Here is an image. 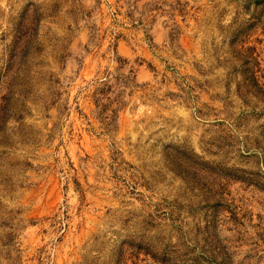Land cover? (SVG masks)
Returning a JSON list of instances; mask_svg holds the SVG:
<instances>
[{
  "label": "rangeland",
  "instance_id": "374dc122",
  "mask_svg": "<svg viewBox=\"0 0 264 264\" xmlns=\"http://www.w3.org/2000/svg\"><path fill=\"white\" fill-rule=\"evenodd\" d=\"M0 264H264V0H0Z\"/></svg>",
  "mask_w": 264,
  "mask_h": 264
}]
</instances>
